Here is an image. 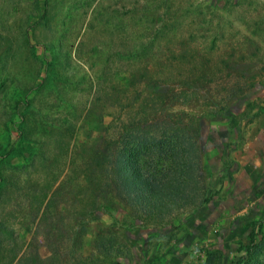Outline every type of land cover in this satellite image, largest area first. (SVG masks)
I'll return each instance as SVG.
<instances>
[{
  "label": "rangeland",
  "instance_id": "obj_1",
  "mask_svg": "<svg viewBox=\"0 0 264 264\" xmlns=\"http://www.w3.org/2000/svg\"><path fill=\"white\" fill-rule=\"evenodd\" d=\"M19 128L29 143L16 144ZM174 128L200 148L196 201L205 145L262 137L264 0H0V221L14 231L4 240L0 225L2 261L19 249L30 264H151L166 247L152 233L199 205L134 222L113 153L119 139L135 146ZM256 259L264 243L245 264Z\"/></svg>",
  "mask_w": 264,
  "mask_h": 264
},
{
  "label": "crops",
  "instance_id": "obj_2",
  "mask_svg": "<svg viewBox=\"0 0 264 264\" xmlns=\"http://www.w3.org/2000/svg\"><path fill=\"white\" fill-rule=\"evenodd\" d=\"M264 131V130H263ZM231 148L228 136L203 147L207 193L205 202L164 226L156 237L162 247L151 264H209L208 252L218 251L216 262L235 264L248 243L250 221L264 218V132ZM147 243V239H145ZM158 253V254H157ZM214 261V263H215Z\"/></svg>",
  "mask_w": 264,
  "mask_h": 264
},
{
  "label": "trees",
  "instance_id": "obj_3",
  "mask_svg": "<svg viewBox=\"0 0 264 264\" xmlns=\"http://www.w3.org/2000/svg\"><path fill=\"white\" fill-rule=\"evenodd\" d=\"M28 102L26 99L24 102L25 108L30 107V103ZM25 115L26 113H23L24 117ZM22 121H20L21 124L23 123ZM132 126L138 129L136 124H132ZM166 130L159 137H156V135L143 136V139L140 142H136L135 146H127V141H125L124 145L122 139H119L117 142L118 146L113 153V181L118 186L120 196L134 211L136 216L134 222L144 224V222H149L150 220V222H154L155 224L160 223L168 213L178 208H183L189 203L197 206L206 201L204 197L196 201V196L198 197L199 195L197 192L200 190V148H198V145H196L191 136L178 138L177 129H172L174 132L169 134H165ZM18 132L21 138L18 139L16 144L29 143L27 136L22 134V128H19ZM13 146L10 150L13 149ZM139 148L155 153L158 151V156L155 158L151 156L146 162L142 163L137 159L136 155ZM4 155L6 156L7 153L5 152ZM160 159L169 160L170 164L166 166L159 164L158 166ZM106 167L107 164L106 166L104 164V171H106ZM8 182L6 178L0 175V199ZM96 184H91V194H95V198L101 196L106 187L102 185V182ZM94 201L91 202V205H93L91 212L99 209V204H96ZM249 223L251 231L249 232L248 243L239 246L238 249L242 251V254L235 264H245L248 262L260 251L264 243V218L253 220ZM0 225L3 226V229L8 230L4 240L14 239L12 237L14 233L13 229L3 225L1 221ZM5 249L4 241L0 238V264H18V262L30 264L26 256H24L25 258L17 256L19 249L16 251L12 250L8 255L9 260L3 262L2 259L7 257ZM102 250L103 252H108L110 249L107 245ZM217 256H219L218 251L208 252V263L217 264L214 263ZM14 261L15 263H13ZM254 263L264 264V261L256 259ZM74 264L99 263L92 258L79 257Z\"/></svg>",
  "mask_w": 264,
  "mask_h": 264
}]
</instances>
